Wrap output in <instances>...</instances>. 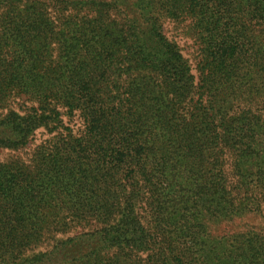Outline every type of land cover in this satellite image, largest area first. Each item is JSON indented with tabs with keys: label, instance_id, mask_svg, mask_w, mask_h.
<instances>
[{
	"label": "trees",
	"instance_id": "16d2710c",
	"mask_svg": "<svg viewBox=\"0 0 264 264\" xmlns=\"http://www.w3.org/2000/svg\"><path fill=\"white\" fill-rule=\"evenodd\" d=\"M0 149V264H264V0H0Z\"/></svg>",
	"mask_w": 264,
	"mask_h": 264
},
{
	"label": "rangeland",
	"instance_id": "374dc122",
	"mask_svg": "<svg viewBox=\"0 0 264 264\" xmlns=\"http://www.w3.org/2000/svg\"><path fill=\"white\" fill-rule=\"evenodd\" d=\"M165 27L166 28H170V26L167 24V25H165ZM181 37H180V41H181V43H183L184 45H186V47H187V44L186 43H190V41L189 40H187V38L184 36V35H180ZM187 51H190V49H188ZM20 154V155H18V156H20V157H22V158H26L27 157V155H25L24 154V151H22V150H20V151H16V152H14V154ZM10 154H12V152L11 151H8L7 149H0V159H2V160H4V159H6V158H8V157H10V156H15V155H10Z\"/></svg>",
	"mask_w": 264,
	"mask_h": 264
}]
</instances>
